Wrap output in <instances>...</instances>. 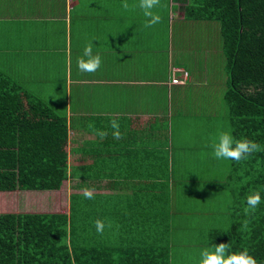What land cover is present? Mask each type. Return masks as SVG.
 <instances>
[{
  "label": "crops",
  "instance_id": "obj_1",
  "mask_svg": "<svg viewBox=\"0 0 264 264\" xmlns=\"http://www.w3.org/2000/svg\"><path fill=\"white\" fill-rule=\"evenodd\" d=\"M124 2L0 0V70L65 117L68 134L67 177L59 189L6 192L28 202L38 193L59 201L68 187L60 209L10 212L69 214L71 203L85 205L86 213L75 216L78 227L95 233L94 222L103 220L106 240L148 237L159 225L173 229L168 197L177 188L174 172L188 166L191 154V147L175 144L177 131H184V108L202 95L192 81L215 60L200 43L211 25L187 18L182 0H161L153 9L161 22L145 28L143 10L135 6L139 0H127V10ZM89 43L102 65L82 73L77 59ZM221 45L219 40L222 54ZM114 119L121 139H114ZM100 131L107 135L101 138ZM85 188L95 189L93 199L84 196Z\"/></svg>",
  "mask_w": 264,
  "mask_h": 264
},
{
  "label": "trees",
  "instance_id": "obj_2",
  "mask_svg": "<svg viewBox=\"0 0 264 264\" xmlns=\"http://www.w3.org/2000/svg\"><path fill=\"white\" fill-rule=\"evenodd\" d=\"M182 1L187 18L219 21L231 134L264 147V0ZM67 136L65 117L0 70V191L59 189L67 177ZM230 166L225 181L213 183L231 193L226 207L231 224L211 229L208 243L229 242L232 251L247 248L264 264V151L230 160ZM255 190L262 202L243 231L246 197ZM209 197L204 195L200 208H209L207 217L217 213ZM163 207L160 199V218ZM82 211L85 205L71 203L69 214L0 212V264H170L175 221L173 229L162 231L159 225L148 237L106 240L78 227L75 216Z\"/></svg>",
  "mask_w": 264,
  "mask_h": 264
},
{
  "label": "rangeland",
  "instance_id": "obj_3",
  "mask_svg": "<svg viewBox=\"0 0 264 264\" xmlns=\"http://www.w3.org/2000/svg\"><path fill=\"white\" fill-rule=\"evenodd\" d=\"M209 24L211 26L203 32L207 38L202 39L200 43L206 50L209 49L207 53L215 60L207 67L209 70H205L203 76L192 81L205 89L209 97L202 93L201 88L197 90L202 91L199 95L202 94L201 96L204 95L206 98L203 100L200 96L196 105L188 109L184 108V131H177L180 135L175 142L179 145L178 141H180L185 150L191 147V150H188L191 154L188 166L183 167L179 173L174 172L177 188L174 189V185L168 197L171 201L168 208L176 213L174 226L177 228L172 233L173 239L171 238L174 242L170 251V264H199L201 250L212 246L208 243L210 230H225L231 224L230 217L226 213V207L232 201L231 193L227 187L218 189L213 183L214 181L223 183L224 174H228L231 168L230 160L214 158L212 148L220 132L230 131V122L229 108L223 98L227 79V71L224 68L226 61L217 48L220 40V23L209 21ZM203 34L200 33V36L203 37ZM202 46H199V49ZM209 55H207V65L211 62ZM178 119L175 116V120ZM187 177L192 179L185 183ZM67 188H63L61 194L57 195V197L62 196L59 199L60 202L50 201L45 196L46 193L35 194L34 198L28 202L29 200L22 195L2 192L0 193V212L60 209L63 194L67 192ZM207 194L212 201L211 205L217 208V213H211L209 217L206 215L209 208L200 210L201 201ZM64 208L66 210L67 206L64 205ZM204 216L205 219H203Z\"/></svg>",
  "mask_w": 264,
  "mask_h": 264
},
{
  "label": "clouds",
  "instance_id": "obj_4",
  "mask_svg": "<svg viewBox=\"0 0 264 264\" xmlns=\"http://www.w3.org/2000/svg\"><path fill=\"white\" fill-rule=\"evenodd\" d=\"M161 0H139L138 6L143 10L146 17L144 24L145 28H151L161 22V16L154 13L153 9L160 6ZM134 6V7H135ZM124 9H129L127 0L122 4ZM102 65V57L97 53H93V46L91 43L84 47L83 54L77 59L78 70L82 73H95ZM91 126V125H90ZM111 127L115 130L113 133L114 139H121L119 132V123L115 119L111 121ZM98 135L104 138L107 133L100 131ZM213 156L218 160H234L240 162L253 156L255 153L264 151L255 140L247 137L236 139L230 131H222L218 135V140L212 144ZM94 188L83 189V194L87 199H93ZM262 202V195L260 190H255L247 195L246 206L244 208L245 219L241 224V230L247 231L250 225V217L254 214L256 209ZM96 231L103 234L106 224L103 220L97 219L95 222ZM107 227L111 229L112 223L109 222ZM199 264H258L257 259L251 254L250 250L244 248L239 251H232L229 242H220L206 247L200 252Z\"/></svg>",
  "mask_w": 264,
  "mask_h": 264
},
{
  "label": "built area",
  "instance_id": "obj_5",
  "mask_svg": "<svg viewBox=\"0 0 264 264\" xmlns=\"http://www.w3.org/2000/svg\"><path fill=\"white\" fill-rule=\"evenodd\" d=\"M180 81L177 78L172 79V83H179Z\"/></svg>",
  "mask_w": 264,
  "mask_h": 264
}]
</instances>
